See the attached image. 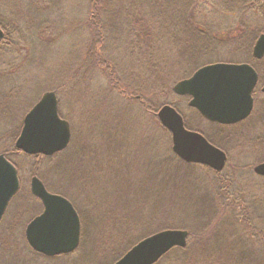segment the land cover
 Segmentation results:
<instances>
[{
  "label": "rangeland",
  "instance_id": "obj_1",
  "mask_svg": "<svg viewBox=\"0 0 264 264\" xmlns=\"http://www.w3.org/2000/svg\"><path fill=\"white\" fill-rule=\"evenodd\" d=\"M125 2L136 10L141 9L126 16L124 31L136 25L142 28L139 33L151 31L153 35L157 33L155 28H160L154 16H159L173 23L172 26L167 25L168 33L185 35V30L176 26L172 19V15L178 13L179 0ZM94 5V0H0V27L4 36L6 34L9 38L0 45V70L6 72L1 78L7 82L0 89L6 92L12 87L16 89L17 84L13 80L19 84L24 82L25 86V91L19 96L22 102L16 106L15 123L4 127L5 134L0 140V153H5L20 168L22 182V189L12 200L11 213L5 223L12 225L14 220L15 223L17 221L9 233L17 234L14 240L17 239L18 244L5 256L0 253V264H85L93 252L98 264H112L131 247V243L161 231L164 226H168L166 229L187 227L188 230L192 223L198 224L197 215H194L196 207L204 205L205 197L213 189L210 177L214 174L201 167L204 165H191L171 154V134L161 123L162 128L152 124L154 116L137 106L136 101H141V94L127 97L115 93L116 90L103 93L108 83L104 70L94 69L89 60L85 62L90 57L88 51L93 41L90 21ZM232 5L230 0H204L199 10L203 24H199V28L212 30L219 44L209 53L196 56L185 52L181 46L175 52L164 49L166 68H178V61L181 66L190 63L198 66L209 61L241 62L250 59L245 55L246 51L241 54L242 49L245 50L237 43L241 37L232 35V29L249 31L250 36H245L249 37L248 44L254 31L259 33L257 25H261V21H256L257 11L251 10V18L255 22L250 19V27H244L242 19L237 16L241 12L234 13L238 10ZM124 41L119 47V43L110 38L107 42L108 57L116 61L119 70L127 71L134 81L153 86L151 72L134 73L133 68L143 61L132 58L129 52L134 48L128 46L127 39ZM163 44L169 45L168 42ZM145 45L144 50H148L149 45ZM140 51L137 48V52ZM176 74L177 80L170 83L172 90L160 94L155 103L158 108L175 104L190 129L205 137L212 136L225 148L222 149L228 154L227 173L236 179L234 192L246 198L251 207L249 212L257 219L258 214L255 213L262 210L264 203V177H259L253 168L264 161V97H256L258 103L247 122L225 128L215 126L189 106L188 96L173 92L175 83L187 78V73L177 71ZM57 86L61 87L57 93L59 113L71 126L74 125L69 147L58 157L48 158L40 157L45 155H38L39 158L24 155L14 150L16 140L12 141L11 136L5 138L9 130L24 121L27 112L44 92ZM144 89L146 92L152 90ZM7 149L9 154L5 152ZM34 175L42 178L51 191L60 193L63 190L64 194H70L79 210L82 236L77 251L70 256L66 253L53 258L35 256L19 239L29 207L38 205L26 192Z\"/></svg>",
  "mask_w": 264,
  "mask_h": 264
},
{
  "label": "trees",
  "instance_id": "obj_2",
  "mask_svg": "<svg viewBox=\"0 0 264 264\" xmlns=\"http://www.w3.org/2000/svg\"><path fill=\"white\" fill-rule=\"evenodd\" d=\"M125 1L126 0H94L95 5L92 7V19L90 21L93 41L88 51L90 57L85 59V62L87 63L89 60L93 63L94 69L104 70L106 81L108 80L106 92L103 91L104 94L111 93L113 90H116L115 93L123 94L127 97L141 94V101H136L138 102L137 106H141L147 113L150 112V114L154 116L152 124L162 128L157 119V111L159 108L158 104L155 103V99L160 94L169 93L171 81L174 82L175 79L177 80V71L180 74L187 73L185 76L189 77L196 69L203 65L223 62L222 60L209 61L199 64L198 66H191V63L187 66H181L182 64L178 61V68H175V66L166 68L165 56H163L162 50L170 49L169 51L175 52L176 49L181 46L182 50L190 52V54L194 53L196 56L209 53L210 50L216 48L219 43H216L217 39L215 35H212V30L199 28L203 24L199 19V10L204 0H179L180 7L178 8V13L172 15V19L173 22L176 21V26L179 25L180 28L182 27V30H185V35L181 32L180 34L178 32L172 34L168 33L167 25L169 24L172 26L173 23H170V21L167 22L165 17L161 18L159 16H154L160 23V28H155L156 30L154 31L157 33L153 35L151 31L139 33V30L142 28L136 25L128 28L131 32H127L128 29L124 31V24L127 21L126 16L131 15V13H136V11L138 12V10L141 9L136 10L132 4H127ZM219 1L225 2V0ZM171 13L174 14L173 9ZM135 20L136 19H134L133 22H135ZM104 22L106 23V28L104 27ZM176 26H173L175 27L174 29H177ZM148 27L150 29L151 26L148 25ZM109 35H111L110 38H113L119 43V47L120 43L122 44L125 42V39L128 40V46L134 48L133 52H129V54L133 56V59L136 58V61H143L141 65L133 68L134 73L142 74L147 71L151 72L153 75L151 76L153 86L143 81L138 83L130 78L131 76L127 71L122 72V70H119L116 61L108 57L109 44L107 42L110 39ZM144 35L147 36L143 37ZM5 37L6 34L2 38L3 40H0V45L9 39ZM165 42H168L169 45H164L163 43ZM145 44L149 45L148 50H144ZM137 48L141 50V53L137 52ZM185 52L184 54H186ZM180 56L188 60L186 56ZM103 66H106V68H102ZM5 74L6 72L4 73V71L1 72L0 70V86L7 83L6 79L1 78V76ZM7 77L8 75H6V78ZM13 81V83L17 84L16 89L12 87L7 92L5 89H0V140L5 134L3 132L4 127L8 124L11 125V123L15 121L14 117H16V111L19 107V103L22 102L19 96L23 94V90L25 89L24 82L19 84V81ZM168 85H170L169 88ZM60 88L61 87L57 86V88L55 87L51 90H55L58 93V89ZM144 88L152 90L146 92ZM171 104L179 110L175 104ZM17 105L18 107H16ZM21 124L23 125L22 121L20 125L16 123L14 129L9 130L5 138L11 136L13 139L12 141L15 142L22 128ZM219 126L224 128L227 127L226 125ZM73 127L74 125L71 127L72 131L74 130ZM207 138L211 140L210 142L223 148L212 136L208 135ZM13 149L15 150L16 148ZM223 149L225 150V148ZM17 150L24 153L22 150ZM9 151L10 150L7 149L5 152L9 154ZM67 152L69 155L68 149L66 153ZM25 154L26 153H24V155ZM59 154L61 155V151L53 156L58 157ZM171 154L175 157L173 151ZM32 156L39 158L38 155ZM40 157L48 158L45 156ZM164 160H166V158L159 162L162 163ZM188 164L195 165L196 163ZM201 167L205 168L208 173H213L214 175L210 177L213 189L210 191V194L205 197L203 201L204 205L201 204L200 207H196L197 211L194 215H197L198 224L192 223V227L188 229L189 238L186 247L171 249L172 251L170 250V253L168 252L165 254L164 257H161L162 260L155 264H264V203L260 212H253L255 215L258 214L257 216L259 217L254 219L251 212H249L251 207L248 201H246V198L241 196L239 192H234L233 182L236 179L233 175L227 173L229 168L228 165L227 168L225 166L221 172H216L208 167ZM171 169L175 168L172 167ZM177 171L179 172V170ZM173 172L174 170L170 171L169 174ZM62 192L63 190L60 191V193ZM67 196L71 198L70 194ZM139 196L138 194L137 197ZM164 228L166 229L168 226H164L162 229ZM134 244L133 242L130 246ZM90 252L93 251L91 250ZM95 259L96 257L93 252V255H89V259L86 260L87 263L85 262V264H98Z\"/></svg>",
  "mask_w": 264,
  "mask_h": 264
},
{
  "label": "water",
  "instance_id": "obj_3",
  "mask_svg": "<svg viewBox=\"0 0 264 264\" xmlns=\"http://www.w3.org/2000/svg\"><path fill=\"white\" fill-rule=\"evenodd\" d=\"M3 37L4 30L0 27V40ZM254 55H264V35L258 38ZM257 82L258 74L249 64L216 62L204 65L190 77L176 82L173 92L191 96L189 106L197 109L207 120L233 124L252 112ZM262 90L264 92V87ZM56 97L55 91H47L30 108L15 142L17 149L30 155L51 156L68 146L70 123L61 118ZM157 116L171 132L174 154L185 162L203 164L216 171L225 167L226 152L209 142L202 133L188 129L183 116L173 105H162ZM53 128L54 132L42 131ZM253 171L264 176V162L256 165ZM19 187L18 169L5 154H0V220ZM31 192L42 200L44 211L27 227L29 244L47 256L76 250L80 244L81 221L71 201L48 191L38 176L32 178ZM188 237L187 229L158 231L136 243L114 264H155L171 249L186 247Z\"/></svg>",
  "mask_w": 264,
  "mask_h": 264
},
{
  "label": "flooded vegetation",
  "instance_id": "obj_4",
  "mask_svg": "<svg viewBox=\"0 0 264 264\" xmlns=\"http://www.w3.org/2000/svg\"><path fill=\"white\" fill-rule=\"evenodd\" d=\"M226 1H229V0H226ZM230 2H232V4H234V5H232L233 7H237L236 9L238 11L237 12H234V13H240L241 12L240 15H237V16H239V19L240 20L242 19V22L241 23L243 24L244 27H247V28L250 27V25H251L250 24V22H251L250 19H252V22H255L254 18H251L252 17L251 14H250V11L251 10L257 11L258 16L256 17L257 18L256 21H261V25L260 24L257 25V28H258V32L259 33H257V32L254 31V35L251 36L250 42L248 44H246V41H247V39L249 37H245V36H247V35L250 36V32L249 31L242 30V31H245V32H241V31H239L241 28L240 29L239 28L232 29V31H233L232 35H238L239 37H241V39H239L240 41L237 42V43L240 44L239 45V48L242 49V47H243L245 49V50L242 49V51H241V49H239V51H241V54L246 51V54L245 55H249L250 59H246L245 61H241V62H237V61L231 60V62L229 61V63H239V64L246 63V64H249V65H251L256 70V72L258 74V82H257L256 87H254L255 89L253 91L254 105H253V108H252L253 109L252 112L250 113V115L248 117H246L245 119H243V120H241L239 122H236V123H233V124H226V126H236L237 124H243V123L247 122L249 120V118H251V116L253 115V113L255 111V104L258 103L256 97L258 95H262L264 97V92L262 90V88L264 87V55H262V57H255V55H254V47H255V44H256L258 38L261 35H264V0H230ZM255 33H257V35ZM243 39H245V40L243 41ZM239 51H236V52L239 53ZM263 102H264V100H263ZM210 123L214 124L215 126H216V124L217 125H224V124H219V123H214V122H210ZM227 156H228V154H227ZM32 177L33 176H31V180H32ZM41 181H43V179H41ZM43 182H44L46 188L50 192H52V193H58V194H61L62 196L67 197L74 204V206L76 207V209L78 210L77 206L75 205L74 201L71 198H69L67 195L63 194V192L62 193H59V192L51 191V189L48 187V184L45 181H43ZM30 185H31V182H30ZM21 189H22V182H21V179H20V188H19V191L16 192V194L13 196V198L9 202V205H8L5 213H3V216H2V218L0 220V253L1 254L4 253V254H2L4 256L8 252L9 249H11V250L14 251L15 245L18 244L17 239L14 240L15 239V236L17 234L13 232L12 235H11V233H9V231L10 232L13 231L12 226H16L17 225L16 224L17 221L15 223V220H14V222L12 223V225H9V223L6 225L5 223H6L7 219H8V215L11 213V211L9 210L10 205H11V202L18 195V193L21 191ZM26 192L31 197V199L33 198V200L34 199L36 200V202L38 203V205H36L35 207H29L30 211L26 215L25 222H23V231H22V234H20L19 239L20 240H23V244L32 253H34V255L36 254L39 257H46V258L57 257L58 255H56V256H47V255H44V254L36 251L29 244V241H28V238H27V231H26L27 230V227H28L29 223L31 221H33L34 218H36L37 216H39L43 212L44 206H43L42 200L39 197H36V196H34L32 194L31 189H29ZM37 207H39V208H37ZM34 210H36V211H34ZM16 219L17 220L19 219V215H18V217H16ZM81 224H82V222H81ZM81 236H82V234H81ZM1 254H0V257L2 256ZM11 254H13V253H11Z\"/></svg>",
  "mask_w": 264,
  "mask_h": 264
},
{
  "label": "snow or ice",
  "instance_id": "obj_5",
  "mask_svg": "<svg viewBox=\"0 0 264 264\" xmlns=\"http://www.w3.org/2000/svg\"><path fill=\"white\" fill-rule=\"evenodd\" d=\"M42 131H52V132H54L55 129L54 128L53 129H42Z\"/></svg>",
  "mask_w": 264,
  "mask_h": 264
}]
</instances>
